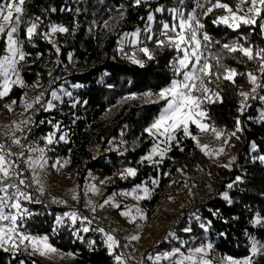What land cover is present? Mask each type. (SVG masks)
Listing matches in <instances>:
<instances>
[{"label":"trees","instance_id":"1","mask_svg":"<svg viewBox=\"0 0 264 264\" xmlns=\"http://www.w3.org/2000/svg\"><path fill=\"white\" fill-rule=\"evenodd\" d=\"M224 2L232 4L234 0ZM186 3L187 12L192 0ZM175 5L176 0H151L150 5L139 7L134 6V0H26L25 20L39 16L40 33L50 32L51 25L67 27L69 32L52 34L53 43L43 35L28 41L25 25L21 26L20 39L27 54L21 76L27 87L13 86L10 94L0 99V117L7 121L22 120L17 125L23 127L19 136L25 146L24 158L28 156V147L44 148L46 176L50 180L72 179L79 188L92 180L102 188L103 195L119 194L138 184L149 189L150 198L141 201L146 219L136 221L146 227L158 218L160 227L155 230L153 226L150 236L156 231L158 238L143 248L141 258L146 264H167L163 255L176 249L187 253L198 247L208 249L207 259L212 264L229 257L242 260L251 255L250 237L264 242V227L256 223L258 219L264 220V159H261L264 157V120L261 119L264 100L249 99V107L243 113L239 111L242 100L239 92H250L252 87L246 77L237 76L235 83L213 79L210 87L220 93L222 102L203 105L208 113L205 122L225 133L217 140L218 148H224L223 153L218 154V149L205 155L195 141L184 138L180 144L184 150L173 146L162 163L142 159L155 141L145 129L158 116L164 102L152 103L147 97H141L148 92L158 93L173 79L181 78L174 75L173 64L182 55L167 47L158 48L155 43V39H165L160 36L161 22L171 24V14L168 11L154 14L155 35L151 41L146 40L144 31L148 24L146 17L158 6L170 9ZM122 11L124 19L120 18ZM222 14L223 10H216L204 17V31L221 43L230 42L237 33L212 23L214 15ZM138 29V43L132 44L133 36L124 34ZM249 32L248 28L241 29L244 35ZM249 40L253 45L264 47L259 29L249 35ZM145 45L153 54L151 60L138 51ZM56 47L60 48L59 53ZM219 48L220 45H214L212 50ZM133 53L143 66L132 63ZM0 54H5L2 40ZM223 63L238 72L251 71L259 76L257 63L246 58L238 60L225 54ZM27 89L40 96L36 110L32 108L34 102L31 108L25 107L28 101L22 94ZM53 91L60 96L59 100L53 99ZM65 92L72 95L67 96ZM259 94L264 96V91ZM133 95L137 98L126 99ZM156 99L155 95L151 97V100ZM13 100L15 104L11 103ZM49 101L55 105L52 109H47ZM5 104H10L12 110ZM237 118L242 131L229 137L228 134L236 130ZM28 120H32L29 128ZM190 130L195 134L197 129L191 126ZM208 133L214 135L211 131ZM51 134H55L54 143L48 145L46 137ZM60 135H66V141L55 142ZM225 138L227 144L223 143ZM127 168L136 169V177L122 179ZM153 180H158V184H153ZM81 198L80 193L76 201ZM21 204L30 213L23 221L25 230L32 235L47 236L58 252L49 259L26 253L13 255L0 249V264H20L22 260L24 264H33V261L35 264H120L114 258L121 255L118 247L109 251L105 244V236L112 235L106 228L80 218L77 213L78 220L72 223L67 214L73 208L27 200H21ZM123 208L125 205H120L111 215L124 227L122 235L127 239L133 223L125 225V218L119 214V209ZM58 218L61 219L59 224ZM188 228L191 231H185ZM111 231L121 240V231L114 227ZM121 241L124 243L123 239ZM209 244L211 248L207 247ZM158 256L161 259L157 262ZM253 261L264 264V256H255Z\"/></svg>","mask_w":264,"mask_h":264},{"label":"snow or ice","instance_id":"2","mask_svg":"<svg viewBox=\"0 0 264 264\" xmlns=\"http://www.w3.org/2000/svg\"><path fill=\"white\" fill-rule=\"evenodd\" d=\"M26 0H0V40L3 41L4 52L7 54H0V99L7 97L12 91L13 86L20 88L27 87L25 81L21 76L22 62L26 61V53L23 51V42L20 39L21 26L25 25L24 32L28 41H32L33 37L43 35L48 39L49 43H53L52 34L67 33L69 29L60 25H51L50 32L40 33L38 31L41 23V18L36 16L34 19L25 20L27 15L25 10ZM151 0H134V6L150 5ZM247 5V7H245ZM123 7V6H121ZM189 6L186 0H176V5L170 9H165L163 6H158L148 12L146 17L147 26L144 31L147 33L146 40L154 39V32L152 24L155 22V13H162L168 11L171 14L172 23L161 22L160 36L165 39H155L158 48L167 47L182 55L178 56L173 64L174 75L181 77L180 79H173L170 85L161 89L158 93H145L143 97H147L152 103L164 102V106L160 110L158 116L153 120L151 125L145 129V132L152 136L155 140L154 146L150 152L143 157V161L149 163L160 164L162 163L167 152L171 151L172 147H178L183 151L180 146L184 138H191L204 151L205 155H209L205 149L208 145H200L197 135L193 134L190 130V125H194L200 133L211 131L217 140L225 136L223 130H217L205 122L208 118V113L204 109L205 103H215L217 100L222 102L220 93L210 87L213 79L218 81H229L235 83L237 76H245L249 83L252 85L250 92L241 90L239 95L242 97L240 102L239 111L241 113L249 107L247 101L249 99L264 100V96L259 93L264 91V47L253 45L249 40V35L259 29V34L264 38V0H234L232 4L224 2V0H192L191 9L187 12ZM216 10H223L222 15H214L212 23L216 26H224L227 29L237 33L235 39L230 42L221 43L214 40L208 35L203 23V18L214 14ZM55 11V9H52ZM125 12L120 13V18L124 19ZM143 20L144 17H141ZM107 26V22H105ZM248 28L249 35L241 33V29ZM140 30L131 34L125 33V37L131 35L138 37ZM130 43L137 44V40H132ZM214 45H220L218 51H213ZM123 51V48L120 49ZM138 51L144 54L149 60L153 59V54L150 49L145 45L139 47ZM56 52H60V48L56 47ZM239 53L237 57L235 54ZM225 54L233 59L246 58L247 61H254L259 67V76L254 72H238L236 68L229 67L223 60ZM132 63L140 64L143 62L135 58V53L130 57ZM215 69V71L213 70ZM223 69L221 72L220 70ZM51 75V73H50ZM80 87V85H74ZM71 96V92L64 93ZM155 95L156 100H151ZM54 100H59L60 96L56 91L52 92ZM136 99V96H131L126 99ZM39 102V98H37ZM15 104L16 101L11 102ZM9 111L12 110L10 104L4 105ZM75 106V105H73ZM26 108H31L32 104L27 103ZM55 107L51 101L47 104V109ZM261 119L264 120V113H261ZM27 123V122H23ZM59 128V126H56ZM242 131L240 127V120L237 118L236 130L229 133L228 136H236L237 132ZM182 133V135H181ZM55 134L46 137L47 144L54 143ZM237 139L239 137H236ZM66 141V135H60L58 140ZM223 143L227 144L228 139L225 138ZM12 145L20 147L19 152L12 150L11 146L0 144V249L5 252H10L13 255L17 253H26L29 256L39 255L51 259L58 250L49 243L47 236H36L28 233L25 230L23 221L30 213L22 208L21 200L31 201L32 197L23 191L20 185L27 187L25 179L23 178L24 169L21 167L27 164L29 169L34 170L37 165L43 168L47 163L44 148L28 147L29 152H38L39 156L33 159L32 156L25 157V146L21 144L19 139L13 138ZM163 145V147H161ZM224 148L218 150V154L223 153ZM16 157L15 160L11 159ZM158 157L159 159H155ZM24 158V159H21ZM234 159V158H233ZM261 159H264L262 157ZM56 163H60L57 161ZM68 161H64L67 164ZM56 165L54 164L53 167ZM63 166V165H61ZM226 166V165H225ZM137 170L134 168H127L121 175L122 179L129 177H136ZM239 179V178H237ZM36 183L39 180L36 179ZM104 183V181H101ZM153 184H158V180H153ZM232 187L231 184L228 185ZM14 190V191H10ZM93 192H98L99 189L93 185L90 189ZM138 190H142V195L136 194ZM43 192V188L40 189ZM116 194H114L115 196ZM121 195H132L136 200H143L150 198V191L147 187L136 185L130 192L121 193ZM76 199V197H73ZM225 194V199H227ZM113 197H109L104 201L105 204H110ZM91 203V202H89ZM114 207L119 208V204H114ZM103 207V205H100ZM7 210V211H6ZM12 210H15L14 212ZM93 210H95L93 208ZM136 213L141 219H146L142 210L136 208ZM120 215L128 217L130 223H134L137 219L131 210L123 211ZM71 219L75 223L77 216L76 213L71 214ZM57 223H61V219H57ZM256 223L264 227V220L258 219ZM204 227V225H201ZM85 232L88 228L83 229ZM103 232V229H99ZM185 231H191L190 228ZM140 237L133 235L131 240H138ZM108 248L112 251L115 247H119L118 241L112 236L107 235ZM251 240V255L242 260H235L227 258L229 264H254L253 257L264 256V243L257 240L255 237H250ZM211 248V244L207 246ZM176 249L172 253L166 254L163 258L170 259L179 253ZM195 253H204L203 247H198ZM115 260L123 264L121 255H115ZM148 259L153 257L150 255ZM158 262L161 257H156ZM185 261H191L192 264H212L211 260H206L202 256L197 261L194 256H181L180 259H173L171 264H185ZM24 264V261H20ZM35 264V261H33Z\"/></svg>","mask_w":264,"mask_h":264},{"label":"rangeland","instance_id":"3","mask_svg":"<svg viewBox=\"0 0 264 264\" xmlns=\"http://www.w3.org/2000/svg\"><path fill=\"white\" fill-rule=\"evenodd\" d=\"M133 40H136V37H133ZM5 54H7L5 52ZM33 90V89H32ZM22 97L24 99L27 98L28 103L34 102V106L32 107L33 110H36L35 108L38 106V102H37V98L40 96L38 95V93L36 91H31L28 90L25 91L22 94ZM33 99V101H32ZM22 121V120H21ZM21 121H7L4 120L3 118L0 117V136L1 137H6V138H16L21 132L22 130V125H17L19 124ZM194 125H190V127ZM195 135H197L199 142L201 143V145H208V148L206 149L208 153H215L217 152L218 145H217V139L214 135H210L208 132H204V133H200L199 130H196ZM155 143V141H154ZM153 143V146H154ZM152 146V147H153ZM151 147V148H152ZM161 147H163V145H161ZM151 148L149 149V151L145 154L147 155ZM28 156H32L33 159L37 158L39 156L38 152H28ZM27 157V156H26ZM143 159V158H142ZM46 166L47 163L45 164V166L43 168H40L39 165H37L35 167L34 170L31 169L32 172V176H33V181L35 183L36 186H38L39 189L43 188V192H45L46 194H48V196L51 198V200L53 201H57L59 204L63 205L65 203H71L73 205H76L77 207L81 208V210H83V206L86 209V212H88L89 217H84L85 219H87L88 221L92 220V221H97L98 224L99 222H101V226L106 228L108 231H110V233L112 235H114L115 238H117L118 240V244L119 241H121L122 239L124 240V243H120V253L123 258V263L124 264H142L144 262V260H142L141 258V254L143 251L144 246H146L147 244H153V242L155 241V239L158 238L157 232L155 231L153 233V235L150 236V234L152 233L153 230V226L155 227V230H157L158 227H160V220L158 218H156L152 224L150 225H146V227H144V225H140L137 221L135 223H133V226L131 227L132 229L129 230V232L127 233V235L129 237H127V239H125L124 234L122 235V233L124 232L122 228H124L123 226H121V224H117L119 223V221L117 219H115V217L113 215H111V211L114 209H118L117 207H114V204H119V205H125V208L123 209H119V214L123 211H128L131 210L133 215L137 216V219L141 218L139 217V215L136 213V208H140L142 210V206H141V201L142 200H136L133 198L132 195L129 196H125V195H121V193L124 192H130L133 188L120 192L119 194H116L114 196L115 193L112 194H107V195H103V190L102 188L93 183L92 180H88L84 183V185L79 188L77 183L75 182V180L72 179H58V180H50L47 178L46 176ZM36 179L39 180V183H36ZM95 185L96 188L99 189L98 192H93L91 191V187ZM142 187H146L145 185H142ZM82 195L83 199H79L76 201V199L79 197V195ZM136 194L142 195V190H138ZM76 197V199H74L73 197ZM109 197H113V200L110 204H105L104 201L106 199H108ZM55 201V202H56ZM75 201V203H73ZM80 202V204L78 203ZM91 202V203H89ZM100 205H103V207H100ZM93 208L95 210H93ZM91 212V213H90ZM93 212H95L93 214ZM143 214L144 211L142 210ZM72 213H76L74 210H70L68 212V217L71 220V222L73 223L72 219H71V214ZM90 213V214H89ZM77 216V215H76ZM122 216V215H121ZM123 218H125L126 222L125 225L130 226V222H129V218L122 216ZM78 220V216L77 219ZM81 220V219H79ZM84 221V220H83ZM82 221V222H83ZM111 221V222H109ZM114 221V223H113ZM76 222V221H75ZM118 228H116V227ZM149 226V227H147ZM115 228L116 230L121 231V240H119V235H117L116 233H114L113 231H111L112 228ZM127 229V227H126ZM148 229V230H146ZM117 231V232H119ZM133 235H137L140 238L138 240H131L130 237ZM147 237V238H146ZM122 242V241H121ZM264 243V242H262ZM105 244L108 247V240H107V236H105ZM109 249V248H108ZM205 252L204 253H195V249L194 250H190L187 253H183V252H179L177 255H175L174 257H171L170 259H166L167 260V264H171V261L173 259H180L181 256H194L195 259L197 261H199V259L201 258V256L207 259V251L208 249L205 247ZM110 251V250H109ZM165 256V255H163ZM185 264H192L191 261H185ZM215 264H229L228 259L221 261L220 263H215Z\"/></svg>","mask_w":264,"mask_h":264},{"label":"built area","instance_id":"4","mask_svg":"<svg viewBox=\"0 0 264 264\" xmlns=\"http://www.w3.org/2000/svg\"><path fill=\"white\" fill-rule=\"evenodd\" d=\"M31 125H32V120H28L27 128H29ZM27 128H25V129H27ZM23 133L24 132H22V135H23ZM16 139H19L21 141L19 135L16 137ZM0 144H4L6 147L11 146L12 150L15 152H19L21 150L19 146L12 145V139H10V138H6V137L3 138L0 136ZM21 167L24 169L23 178L25 179V183H26L27 187H25L24 185H20V187L23 190H26L28 192V194L32 197L31 202H33L35 204L49 205L52 207H62V206L69 207V208H73L80 218L88 216V212L81 210V208L77 207L76 205H73L71 203H65V204L61 205L58 202L51 200V198L48 196V194H46L45 192H41L40 189L38 188V186L35 185V183L33 181L31 169H29L27 167V164H23V165H21ZM10 191H14V190H10ZM93 222L98 224V222L96 220ZM100 223L101 222H99L98 225L101 226ZM120 243H122V242L119 241L118 249H120ZM142 264H146V262H143Z\"/></svg>","mask_w":264,"mask_h":264}]
</instances>
